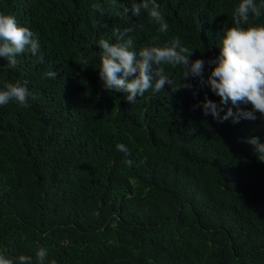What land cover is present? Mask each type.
<instances>
[{
    "label": "trees",
    "instance_id": "16d2710c",
    "mask_svg": "<svg viewBox=\"0 0 264 264\" xmlns=\"http://www.w3.org/2000/svg\"><path fill=\"white\" fill-rule=\"evenodd\" d=\"M132 2L0 0L41 45L15 69L0 58V89L27 80L37 96L27 108L0 106V248L32 264L40 247L45 264H264V161L248 142H264V117L205 116V93L220 98L193 77L192 88L166 84L131 104L105 90L98 70V41L133 27V50L178 36L191 60H205L206 78L240 0H157L167 33L147 12L133 15ZM165 71L183 83L182 68Z\"/></svg>",
    "mask_w": 264,
    "mask_h": 264
},
{
    "label": "clouds",
    "instance_id": "9594fccd",
    "mask_svg": "<svg viewBox=\"0 0 264 264\" xmlns=\"http://www.w3.org/2000/svg\"><path fill=\"white\" fill-rule=\"evenodd\" d=\"M142 10L147 12L151 22L159 25L160 33L168 32L169 25L157 0H133L132 14L139 17ZM124 11L127 13L129 9ZM262 15L264 0L259 4L256 0H240L232 16V26L223 34L219 55L207 61L212 67L206 78L205 60H191L193 48L183 45L178 36L164 44L154 42L137 52L133 50V39L128 36L134 28L128 27L123 31L117 28L112 33L115 43L104 38L98 41L101 48L99 78L106 91L125 93L131 104L150 89L158 93L167 84L175 92L178 88H192L190 77L199 78L201 87L208 86L220 98L217 102L205 93L204 100L198 105L205 116L211 115L220 123L231 120L233 124L242 118L255 120L256 113L264 117V22H254L259 21ZM154 41H158V37ZM40 47L38 38L29 27L18 23L14 15L0 11V58L7 61V68H17L20 63L18 56L26 52L38 55ZM38 59L42 63L44 58L39 55ZM90 59L81 53L78 63L86 68ZM166 67L182 68L183 83L180 86H175L165 71ZM56 75L53 71L44 73L48 78ZM30 98L35 100L37 96L29 91L27 80L5 81L0 89V106L14 101L19 107L27 108L30 107ZM241 103L251 104L252 110L241 109ZM248 142L254 146L257 159L264 161V142L259 136L250 137ZM116 147L125 157L131 156L127 145L118 143ZM125 163L132 166L133 161L126 159ZM35 255L36 264H45L48 251L40 247ZM0 264H32V257L20 255L18 260H14L9 258L6 248H0ZM50 264H56V261L52 260Z\"/></svg>",
    "mask_w": 264,
    "mask_h": 264
}]
</instances>
